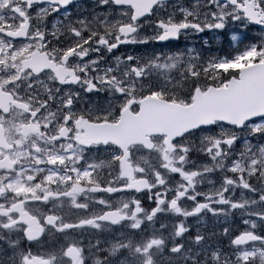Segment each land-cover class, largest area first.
Wrapping results in <instances>:
<instances>
[{"label":"snow or ice","instance_id":"snow-or-ice-1","mask_svg":"<svg viewBox=\"0 0 264 264\" xmlns=\"http://www.w3.org/2000/svg\"><path fill=\"white\" fill-rule=\"evenodd\" d=\"M0 264H264V0H0Z\"/></svg>","mask_w":264,"mask_h":264},{"label":"rangeland","instance_id":"rangeland-1","mask_svg":"<svg viewBox=\"0 0 264 264\" xmlns=\"http://www.w3.org/2000/svg\"><path fill=\"white\" fill-rule=\"evenodd\" d=\"M192 36V35H191ZM190 36V40H192V37ZM186 40V44L185 43H183V42H180L179 43V47H181V48H183V47H185V46H187V47H189V48H191V47H201L202 46V44L201 45H196V43L195 42H191L190 40H188V39H185ZM208 41H209V46H210V40L208 39ZM220 41H221V39L219 38V40H217V45H219L220 44ZM200 49V48H199ZM198 49V50H199ZM205 52H207V51H205Z\"/></svg>","mask_w":264,"mask_h":264},{"label":"flooded vegetation","instance_id":"flooded-vegetation-1","mask_svg":"<svg viewBox=\"0 0 264 264\" xmlns=\"http://www.w3.org/2000/svg\"><path fill=\"white\" fill-rule=\"evenodd\" d=\"M124 50H125L124 48H120V50L117 51L116 54H117V55H120ZM141 54H143V53H141ZM144 203H145V205L147 206L148 201L145 200ZM236 224L240 227L241 230L243 229L244 226L240 223V220H239V214H237V217H236Z\"/></svg>","mask_w":264,"mask_h":264}]
</instances>
